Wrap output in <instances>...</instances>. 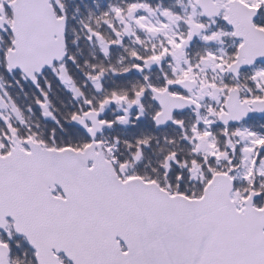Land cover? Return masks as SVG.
<instances>
[{
  "label": "snow or ice",
  "instance_id": "snow-or-ice-1",
  "mask_svg": "<svg viewBox=\"0 0 264 264\" xmlns=\"http://www.w3.org/2000/svg\"><path fill=\"white\" fill-rule=\"evenodd\" d=\"M0 264H264V0H0Z\"/></svg>",
  "mask_w": 264,
  "mask_h": 264
}]
</instances>
